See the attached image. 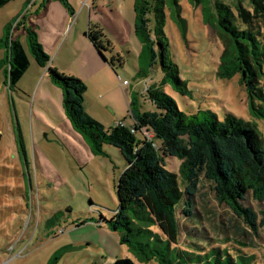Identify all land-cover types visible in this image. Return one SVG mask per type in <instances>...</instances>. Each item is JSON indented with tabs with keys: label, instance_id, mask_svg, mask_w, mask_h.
<instances>
[{
	"label": "rangeland",
	"instance_id": "rangeland-1",
	"mask_svg": "<svg viewBox=\"0 0 264 264\" xmlns=\"http://www.w3.org/2000/svg\"><path fill=\"white\" fill-rule=\"evenodd\" d=\"M28 1L13 0L0 9V41H8L6 28L9 25L12 39L20 31L25 32ZM65 1L74 8L82 6L85 12L91 7V24H101L113 45V53L106 54V58H119L114 61L115 80L128 84L125 89L129 103L134 101L133 109L137 112H155L145 91L160 89L185 114L209 110L220 121L232 114L252 124L264 139V122L251 115L247 95L239 83L240 76L236 74L227 80L217 76L222 47L212 18L216 15L215 6H231L234 11L233 7L241 3L249 9V0H177L176 4L166 0L162 10V43L169 45L166 55L176 66L179 79L186 83L187 97L174 92L168 83L163 84L157 43L154 58L145 49L143 39L134 34L136 0H117L116 3L99 0L98 7L94 5L97 0ZM110 19L115 22L114 26ZM149 36L156 40L153 31ZM20 42L25 45L26 38L22 36ZM4 50L2 46L0 84L4 80ZM29 61L31 69H35L31 57ZM18 88L16 85L12 92L7 91L8 99L4 104H1L0 93V264H113L122 258H129L135 264H158L156 260L139 261L127 246L120 245L119 236L105 224L117 208L116 184L126 165L119 150L100 135V152H89L87 147L95 148L87 135L75 130L70 123L76 136L83 140L80 141L64 125H59V118L51 109L41 105L38 106L50 114L47 117L59 128L58 135L46 129L32 137V123H37L32 114V101ZM122 95L117 90L110 93L109 100L117 110L115 114L97 113L104 126L103 134L111 133L110 129L122 122L126 129L136 124ZM88 97L92 98L90 94ZM53 99L56 100L54 96ZM59 106L69 121L62 105ZM140 129L148 141L153 139L148 128ZM178 167L177 159H168L169 171L177 172ZM211 187L204 182L194 199L200 233H195L192 240L182 236V249H190L187 242H196L201 243L202 253L208 247L234 250L241 256L251 257L250 264H264V230L259 236L254 235L226 205L214 198ZM182 225L186 230V223Z\"/></svg>",
	"mask_w": 264,
	"mask_h": 264
},
{
	"label": "trees",
	"instance_id": "trees-1",
	"mask_svg": "<svg viewBox=\"0 0 264 264\" xmlns=\"http://www.w3.org/2000/svg\"><path fill=\"white\" fill-rule=\"evenodd\" d=\"M11 1L0 0V9ZM59 1L67 6L65 0ZM172 2L176 4L177 0ZM165 3L166 0H136L133 32L143 39L145 49L154 58L157 43L163 84L168 83L174 92L187 97V85L179 79L176 66L166 55L169 45L162 43ZM249 4L248 9L238 3L234 11L231 6H215L216 15L212 18L222 47L217 76L227 80L239 75L251 115L264 122V0H249ZM10 26L6 28L10 51L7 80L9 87L15 89L29 68V57L41 68L48 64L49 58L30 26L24 24L26 49L9 37ZM151 31L158 37L156 40H151ZM85 36L100 61L116 74L114 61L119 58H106V54L113 53V45L103 30L89 23ZM48 73L50 80L61 89L62 108L69 123L92 141L95 150L92 147L89 150L100 152V135H103L125 160L116 184L118 205L111 220L105 222L119 236L120 245L127 246L145 263L151 260L158 264L251 263V257L241 256L234 250L208 247L202 253L201 243L187 242L190 249H182L180 238L188 236L192 240L195 233H200L194 199L204 182L212 185L214 198L226 205L254 235L259 236L264 230V139L252 124L232 114L220 121L209 110L185 114L164 91L148 88L145 93L156 111L140 114L133 109L132 100L129 110L136 124L126 129L122 122V127L117 125L110 129L111 133L103 134L104 127L84 109V83L55 69L49 68ZM141 127L148 128L153 139L148 141ZM169 158L179 161L177 172L166 168ZM113 264L135 263L122 258Z\"/></svg>",
	"mask_w": 264,
	"mask_h": 264
},
{
	"label": "crops",
	"instance_id": "crops-1",
	"mask_svg": "<svg viewBox=\"0 0 264 264\" xmlns=\"http://www.w3.org/2000/svg\"><path fill=\"white\" fill-rule=\"evenodd\" d=\"M113 2L118 1L113 0ZM26 4L24 23L35 31L42 51L49 58L48 64L44 68L35 64V69H31L32 65L29 61L28 70L17 83L19 91L28 100L32 101V114L34 113L33 115L37 120L36 124L32 123V137L46 129L58 135L56 130H59V128L53 125L47 117V115L50 117V114L44 113L43 109L38 106L41 105L48 110L51 109L58 116L59 125H64L66 130L72 132L77 139L83 142L73 132L69 121L64 118L61 112L59 105H62V92L50 80L48 69H55L59 73L72 76L84 83V109L99 124L101 122L98 120L97 113L115 114L117 111L109 100L110 93L113 91L117 90L119 94H123L122 96L129 107L128 93L125 89L128 84L123 85V83L121 84L115 80L116 74L112 71V68L100 61L85 36L89 23H91L89 18L91 7H88L85 12L80 5L74 8L67 3V6H63L57 0H29ZM94 5L98 7L100 5L99 0ZM30 12L32 13L29 14ZM110 21L114 26L115 22L111 19ZM95 25L103 30L101 24L95 23ZM22 36L25 37V32L20 31L13 39L20 42ZM22 45L24 48L26 47V44ZM2 46L5 49V64L2 67L4 80L0 84V93L1 104H4L7 102L8 92H12V89L9 87L7 80V70L10 64L9 44L8 42L0 43V49H2ZM88 94L92 98L88 97ZM52 95L56 100L53 99ZM66 140L72 144L71 141ZM73 147L78 150L75 146ZM87 150L89 151L88 147Z\"/></svg>",
	"mask_w": 264,
	"mask_h": 264
},
{
	"label": "built area",
	"instance_id": "built-area-1",
	"mask_svg": "<svg viewBox=\"0 0 264 264\" xmlns=\"http://www.w3.org/2000/svg\"><path fill=\"white\" fill-rule=\"evenodd\" d=\"M123 85H127V83L126 82H123ZM120 126L122 127L123 125L121 124Z\"/></svg>",
	"mask_w": 264,
	"mask_h": 264
},
{
	"label": "flooded vegetation",
	"instance_id": "flooded-vegetation-1",
	"mask_svg": "<svg viewBox=\"0 0 264 264\" xmlns=\"http://www.w3.org/2000/svg\"><path fill=\"white\" fill-rule=\"evenodd\" d=\"M29 26V25H28Z\"/></svg>",
	"mask_w": 264,
	"mask_h": 264
}]
</instances>
